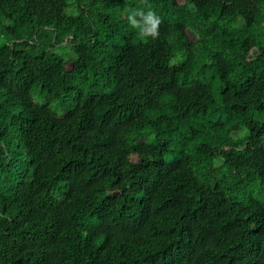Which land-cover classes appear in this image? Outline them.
Instances as JSON below:
<instances>
[{
  "label": "trees",
  "instance_id": "obj_1",
  "mask_svg": "<svg viewBox=\"0 0 264 264\" xmlns=\"http://www.w3.org/2000/svg\"><path fill=\"white\" fill-rule=\"evenodd\" d=\"M0 22V264H264V0H0Z\"/></svg>",
  "mask_w": 264,
  "mask_h": 264
},
{
  "label": "clouds",
  "instance_id": "obj_2",
  "mask_svg": "<svg viewBox=\"0 0 264 264\" xmlns=\"http://www.w3.org/2000/svg\"><path fill=\"white\" fill-rule=\"evenodd\" d=\"M137 17L140 19L138 20ZM128 22L133 28L139 30V38H155L158 35V26L161 21L151 10L145 13L142 10H135L128 16Z\"/></svg>",
  "mask_w": 264,
  "mask_h": 264
},
{
  "label": "rangeland",
  "instance_id": "obj_3",
  "mask_svg": "<svg viewBox=\"0 0 264 264\" xmlns=\"http://www.w3.org/2000/svg\"><path fill=\"white\" fill-rule=\"evenodd\" d=\"M179 1V3H183V0H178ZM68 13H75V8H74V6H72L71 7V10H68ZM3 23L2 22H0V47L1 46H4L8 41H7V38L4 36V33H3ZM191 36H192V38H194V35L193 34H191ZM58 51V53H60V54H66L67 56H69V58H73V56H71V54H70V52L69 51H67V52H62L61 50H57ZM248 132V131H247ZM239 135H240V137H244L245 135H246V129H243L240 133H239ZM238 135V136H239ZM238 136H233L234 137V139H237L238 138ZM140 141H145V142H147V143H149V144H153L154 143V136L152 135V134H144L143 136H141V137H137L135 140H134V142L135 143H138V142H140ZM172 160V156H169V157H167L166 158V161H168V162H170Z\"/></svg>",
  "mask_w": 264,
  "mask_h": 264
}]
</instances>
